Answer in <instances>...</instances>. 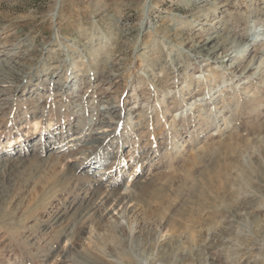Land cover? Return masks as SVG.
I'll use <instances>...</instances> for the list:
<instances>
[{
    "label": "rangeland",
    "instance_id": "obj_1",
    "mask_svg": "<svg viewBox=\"0 0 264 264\" xmlns=\"http://www.w3.org/2000/svg\"><path fill=\"white\" fill-rule=\"evenodd\" d=\"M262 6L264 0H0V48L15 52L12 57L20 59L19 69L27 74L21 82L25 95L15 100L12 94L22 92L17 89L14 93L11 87V104L0 113L3 129L6 111H11L12 118L22 102L27 108L23 115L16 113L18 116L7 126L9 131L0 135L3 143L0 150L7 141L6 135L15 134L14 126L19 124V118L29 120L20 125L21 132L34 131L32 118L40 116L41 129L46 130L53 122L57 134L61 125L67 123L71 128L78 121L96 124L103 115L101 107L106 104L105 100L114 97L122 100L118 101L121 107L108 116L115 122L119 119V125L114 127L121 136L110 139L101 149V152L111 150L110 156H116L114 161L110 158L101 165H91L77 172L68 166L74 159L68 157L71 152L65 151L60 155L58 166L52 167L53 156L49 157L48 151L57 146L53 143L40 157L0 161V260L5 264L24 261L54 264L58 248L68 244V238L84 228L81 226L84 223L86 230H91L98 240L95 249L98 255L83 245L79 247V264H264V218L258 211L264 209L260 204L264 201V108L260 109L256 102L244 103L256 88L258 96L264 94V60L260 63L255 56L253 64L247 65L246 61L257 50L264 57V47L260 48L264 42V17L259 15ZM57 34L61 36L60 41L55 39ZM244 35L245 38H241ZM207 37H212L209 47L201 50ZM234 40L242 44L237 47ZM60 48L71 50L64 52L67 60L74 53L76 56L78 50L87 48L89 51L67 62L64 72L69 77L65 82L68 87L65 98L54 93L60 84L48 91L41 75L53 68L50 59ZM96 53L103 66L91 65L92 60L88 58ZM62 58L64 56L59 59ZM239 63L241 67L237 66ZM74 66L79 69L75 70ZM110 74L118 78L114 91L105 90V85L99 82ZM76 75L83 79L82 83H70ZM216 76L220 83L213 90L194 96L187 103H193L192 107L199 104L203 116L205 112L216 117L226 110L238 111L228 122V132L208 143L214 147V143L232 141L234 137L236 154L229 156L230 161L224 158L221 147L212 149L185 180L183 170L192 154L187 151L183 159L172 163L177 162L176 177L167 181L168 190L163 191L171 206H157L150 200L151 191H145L144 185L161 173L171 171L161 167V161L166 160V148L176 141L177 145L182 141L188 144L191 138L198 139L197 147H202L216 130L206 128L204 121L198 122L194 109H190L188 113L194 115V119L181 131L182 136H178L174 131L180 128L178 113L184 105L171 108L172 103L186 98L200 83H212ZM131 85L137 88L125 97ZM219 99H232L231 107L228 108L226 102V108L213 110ZM166 108L170 110L163 116ZM252 109L257 112L246 121ZM118 112L120 117H115ZM173 123L176 128L172 130ZM143 127L147 128L144 130L146 139L140 135L129 136L130 131H141ZM38 137L39 134H33L30 143ZM124 138L126 142L121 143ZM148 146H153L152 150L159 149L150 163L152 167L134 184V199L128 204L133 212L126 215V219L121 212H116L113 218L103 215L98 226L95 222L87 223L95 215L89 212V203L100 196V191L91 193L92 172L116 163L117 169L113 168L104 181L119 173L124 174L126 181L136 166L130 168L131 160H138V151ZM114 150L119 152L112 153ZM14 151L16 155L18 149ZM121 163L125 164L124 168L119 167ZM232 164L240 167L235 170ZM228 166L234 174L240 173L234 184H228L229 190L243 187L245 195L237 192L230 198L217 191L220 171ZM113 199H109V204H114L116 198ZM146 202L152 203L146 206ZM219 218H223V224L217 223ZM244 224L250 225L254 232L252 237H236ZM108 236L109 241L105 240ZM114 238L121 244L114 245ZM27 248L23 259H19ZM259 248L262 250L258 251ZM106 249L110 252L106 253Z\"/></svg>",
    "mask_w": 264,
    "mask_h": 264
},
{
    "label": "bare ground",
    "instance_id": "obj_2",
    "mask_svg": "<svg viewBox=\"0 0 264 264\" xmlns=\"http://www.w3.org/2000/svg\"><path fill=\"white\" fill-rule=\"evenodd\" d=\"M224 1H227V0H224ZM213 11H214V14L217 13V10L215 8ZM259 15L264 17V6H262L260 8ZM241 38H245V35L242 36ZM55 39H56V41H60L61 36L59 34H57ZM211 39H212V37L206 38L205 43L201 46V50H207L208 49V47H209L208 43L210 42ZM234 43L236 44L235 46H237V47L242 44L241 41H238V40H234ZM3 46H9V45L4 44ZM210 47H212V45ZM261 47H264V42L262 44H260V48ZM60 49H61V51H59V49H58V52H56L55 54H54V51H49V53L54 54V56L50 59L51 62L49 63L50 66H53V68H52L53 70L50 69L49 73L41 74L43 76V77L42 76L41 77L43 79L42 81L46 82L45 87L47 88L48 91L55 84H58V85L60 84L59 85L60 87L63 86V88L59 87L58 89H56L54 93H59V95L64 97L66 89L68 88L67 83H65V82L68 80V77H69V76L65 75L66 73L64 72L65 67L68 66L67 62L74 61L77 59V56L78 57L81 56V53H89V51H87V48H83L82 50H78V54L76 56H74L75 55V53H74L72 55V57L69 60H67V58H65L66 54L64 52H68V51L71 52V50H69V49L65 50L62 48H60ZM257 51H259V50H257ZM257 51H254V53L252 52V54H250V56H248V58L246 60V61H248L247 65L251 64L254 61L255 56H257V60H259L260 63L262 60H264L263 54L260 52H257ZM14 53L15 52H13L12 50H8L7 48H3V47L0 48V86H1V89H0V113L2 112L3 109L9 108V104H11L9 102L10 101V99H9L10 94L9 93H10L11 87H13L14 93L16 92L17 89H19L20 92H22L21 95L12 94V96L14 97L15 100H19L18 97L25 95V93H26L24 91L25 89H23V83H21V82H23V79L25 77H27V74L25 72H21V69H19L20 64L18 63V61L20 59H14L12 57L13 55H15ZM22 53H24V51ZM210 53H212L211 50H210ZM98 54H100V52ZM98 54L96 53L93 56V58H88V59L92 60L91 65L103 66V63L99 62L98 58H96V55H98ZM61 56H64V58L59 59ZM195 57L196 58H203V56H200V55H196ZM237 66L241 67L242 63H239ZM104 68H105V65H104ZM245 68H247V67H245ZM74 69L76 70L79 68L74 66ZM48 74H50V75H48ZM52 76H53V78H52ZM171 77H173V76H171ZM59 78H61L63 81H60L61 79L59 80ZM159 80L162 81V80H164V78L163 79L159 78ZM42 81H41V83H43ZM77 81H78V83L79 82L82 83L83 79L81 77L79 78V76L76 75L74 80H70V83H73V82L76 83ZM117 81H118V78L115 75L110 74V75L106 76V79H100L99 82L103 83L105 85V87H106L105 90H107V91L111 90L112 91L113 87L115 86ZM219 83H220V79L218 76H216L212 83L207 84V83L202 82L196 86V88H197V90L195 89L196 91L191 90L190 93H187L186 98H183L179 101L176 100L172 103L171 108H173V106H176L178 104H179V106L184 105V106H182L183 108L178 113V118L180 120V128H178L177 130L174 131V133L178 134V136L179 135L182 136L181 131L188 127L189 123L193 121L194 117L197 118L198 122L204 121L203 125L207 126L206 128L209 129L211 127H214V129H216V130H215V134L211 135L210 138L206 137L207 138V144L202 146V147H197V145H199V143L198 144L196 143L198 141V139L191 138V140L188 142V144H185L186 141H182L181 144L177 145L178 141H176V142L172 143L169 148H166L167 151L164 155L166 160L164 162L161 161L162 162L161 167L162 168L167 167L171 171H166L164 173H161L158 176V178H153V179L145 182V185H144L145 191L146 190L151 191L149 194L150 200L152 202L156 203L157 206H163L165 208H169L171 206V203L168 199V196L163 194V191L168 190V187H167L168 182L167 181L170 178L176 177L175 168H176L177 162L174 164H172V163L174 161H176V159H183L187 155V151L192 152V154L189 157L190 159L185 166L186 168L184 167L185 170H183V172H184L183 175L185 176V180L188 179L189 175L191 174V170L194 168V166L198 162H201V160L204 156H208L212 149L215 150V149H218V147H221L223 149L224 158L228 159V160H230L229 156L231 154L232 155L236 154L235 150L233 149V146L235 143L234 137L232 138V141L221 140L220 142L214 143L213 144L214 147L212 146L213 148L208 143L209 142L211 143L212 141H214L215 138L221 139L225 135V133L228 132V122L233 119L234 113L238 114V111L235 109H234L235 112H229L230 110H226L224 113L218 114L216 117H211L210 115L207 114V112H205L204 116H203L201 113V111L203 109L201 108V106L199 104H196L195 107H192L193 103H187V102L191 101L192 99H194V96L196 97V96H202V95L207 94L210 90H213L216 87V85ZM4 84L7 85V88L3 87ZM263 85L264 84L262 83V86ZM42 86H44V85H42ZM45 87H43V88L45 89ZM136 88H137V86L133 87V85H131V87L128 89V92L124 96L127 97L129 95V93L132 90H136ZM193 91H194V93H193ZM104 93H108V92H104ZM104 93H103V95H104ZM259 94H260L259 89L256 88V90L252 92L251 97L248 98L244 103L251 104V103L256 102V104L261 106L260 109H263L264 108V94L258 96ZM231 100L229 101V99H224V100L219 99L215 102L212 109L213 110L217 109V108L219 110L224 109L227 106V104H225L226 102H228L227 107L230 108L231 102H232ZM118 101L119 100H117V99L115 100V97L112 98V100H110V99L105 100L106 104L102 105V107H101V109L103 111V115L99 120L96 121V124L95 123L93 124L92 122L83 123V122L78 121L76 125H74V126L72 125V128H74V129H72L71 126H69V123H67L64 126L61 125L60 133H57V134L55 133L56 129L54 127L53 122L46 126V130L41 129L40 121H39L40 116L32 118V120H34L32 123V127L34 128L33 129L34 131H30V132H27V131L21 132L22 130L20 129V127H21L20 125H25V124L29 123V122H27V121H29V120H27L28 118H26L24 120H22L23 118L17 119L19 124L17 126H14L16 128V130L14 131L15 134L13 136L11 133H8L6 135L7 141L4 143L2 150H0V161L3 160V161L10 162L11 160H13V158H15L16 161H22L23 159L30 157V156L40 157L45 152L48 145L52 144V143L57 145L55 148H53V149L51 148L48 151L49 157L53 156V159L51 158L52 159V161H51L52 167L58 166L57 163H60V159H61L60 155L62 153H64L65 151L71 152L72 154L70 153V155H68V157L74 159V162H71L70 165H68V164L67 165L70 166V168L72 167V169L77 170V172L80 169H83L85 167H89L91 165L92 166L101 165V164L105 163V161H107L110 158L113 159V161H114L116 156L115 155H114L115 157L110 156L111 150H110V152H109V150L106 152H101V149H102V145L104 143H107L110 139H113L114 137H117V136H118V138H120L119 137L120 134H119L117 128L114 127L115 125H117V126L119 125V119L117 122H115L110 117H108L109 115H111V113H113L116 110V108L121 107L119 102L122 100H120L119 102ZM116 102H118V104H115ZM73 105L75 106V104H73ZM203 105H205V104H203ZM239 105L240 104L237 103V106H239ZM190 109H194V115L196 114V116L188 113V111ZM26 110H27V108L25 106V102H22L21 108L19 110H17V112H15V114L17 113V114L23 115V113H25ZM169 110H170L169 108H166L164 110L163 116H165V114L168 113ZM255 111L257 112V109L256 110L255 109L250 110V112H248V115L245 118V120L247 121L248 119H250L253 115L252 113ZM6 114H7V116H6L7 118L5 117L6 120H4L3 124H2L4 126L3 129H1L2 126H0V135H2L4 132L7 133V131H9V128H7V126L9 125V123H11L12 119L14 120L15 117L18 116L17 114L16 115L13 114V117L10 118L11 111L9 112V110L6 111ZM188 114H189V116H188ZM114 115H115V117H120L119 112L114 114ZM260 115H261V113L259 110V114L257 117H259ZM254 116H255V114H254ZM263 117H264V115H263ZM63 122H67V121L64 120ZM121 125H123V124H121ZM175 128H176V125L173 123L172 130ZM146 129H147L146 127H143V128H141V131H139V129H137L134 133L132 131H130L129 136L131 137L132 134L135 136L140 135V137L142 136L143 139L144 138L146 139L148 137V136H146V133L144 132V130H146ZM85 131H86V133H85ZM205 132H206V130H204V133ZM35 133L39 134V137L37 139H34L30 143L31 139H33V134H35ZM69 133H71V135H70V137H67V135ZM67 139H68V141L65 142V140H67ZM124 141L126 142L125 138H124V140H122L121 143H123ZM1 143L2 142L0 141V149H1ZM16 146H18V148ZM81 146H83L84 149L78 150L77 148L81 147ZM122 146H123V144H122ZM152 147L153 146H148L147 148H145V147L141 148L140 151H138V155H137L138 160H131V162L129 164L130 168H132L131 166H133V165H136V166H135V170L132 169L133 172H131V175H130L131 177L129 179H127L126 181H124V177H125L124 174H122V173L120 174L119 172H118L119 174L116 177H114V178L110 177L109 179L104 181L106 179V177L112 172L113 168L117 169L116 163H113V166L101 168L100 170L98 169L97 171L95 170L92 172V176L94 178L91 180V186H90L91 191H92L91 193L100 191L99 192L100 196L92 202H90V200H88L90 203L87 201V204L89 203L90 204L89 207H91L89 212H92L91 215H94V214L96 215V216L94 215V217L90 218L89 220H88V218L90 216H88L85 219V221L88 220L87 223H93L94 224V222H95V226H98L97 224L99 223V221H101L100 219L103 217V215H104V218L105 217L111 218L114 214H116V212L118 214L121 212L124 215L123 217L125 218L126 215L133 212L128 208V204L130 205L134 199V195H135L134 191L136 189L134 184L139 179H141L143 175H146L147 171H149L150 167H152V164H150V163L153 162L154 158L157 156V150L159 148H157L156 150H152ZM259 148L261 149V147H259ZM15 149H18V152L16 153V155H14ZM148 149L150 150L149 152L146 151ZM75 150H76V152H74ZM113 152H115V154H116L117 152H119V150H114V151H112V153ZM12 155H14V157H12ZM78 155H81L80 159H77ZM68 157L66 156L64 158V160L67 159ZM232 157L234 158V156H232ZM10 158H12V159H10ZM2 165H5V163H3ZM124 165H125L124 163H121L119 167L124 168ZM80 166H81V168H80ZM231 167L232 168L234 167V169L236 170L240 166L238 164H236V166H234V164H232ZM231 167L228 166V167L224 168L222 171H220V174L218 177V189H217V191L219 192V194L229 195L230 198L235 197L237 192L240 193V195H243V194L245 195L246 190L242 189L243 187H239V188H235V189L233 187L232 190H229L228 184L229 183L234 184L240 178V173L234 174L233 172H231V170H232ZM241 167H242V165H241ZM82 173H83V171H82ZM163 178H165L166 180L162 181ZM249 192H252V189ZM147 193H149V192H147ZM110 198H112V199L116 198L115 202H113L114 204H112V203L109 204ZM152 202H146L145 205L148 206ZM260 204H261V207L264 208V201ZM108 207L110 208L109 211H108ZM133 209L135 210V208H133ZM258 211H260V213H259L260 217L264 218V209H262V210L258 209ZM95 219H96V221H95ZM222 219L223 218H219L217 223L223 224ZM81 226L84 228L79 229V231L73 236V238H71V237L68 238V240L70 241L68 244L64 243V246L62 247V249H61V247L58 246L59 247L58 251L55 253V257H57L56 258L57 260L55 259L56 262L54 264H79L78 257L81 256L80 248L83 245L84 246L87 245V247L89 248V251H94L95 252L94 254L98 255L96 250H95L97 247V244H98L97 238L92 236L91 230H86L87 227H85L86 225L84 223ZM134 231L137 233L138 227H136L134 229ZM253 235H254V232L251 230L250 225L244 224L241 226L238 234H236V237L243 236V237L248 238V237H252ZM110 238L111 237L108 236L107 239H105V240L109 241ZM119 241L120 240L117 238V240L115 239L114 241H112V243L114 245H120L121 242H119ZM131 242H132V239H131ZM90 246H92V247H90ZM30 248H32V246ZM28 249L29 248L24 249L23 254H21L18 258L23 259L24 252ZM261 250H262L261 248L258 249V251H261ZM107 252H110V249H106V253ZM127 260L129 262H131V260L129 258ZM36 261H40V260H35V262ZM3 263L4 262L0 260V264H3ZM9 263H11V262H6V264H9ZM12 264H16V262H12ZM20 264H29V263L24 261V262H21ZM105 264H114V263L108 262Z\"/></svg>",
    "mask_w": 264,
    "mask_h": 264
}]
</instances>
